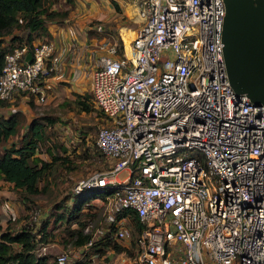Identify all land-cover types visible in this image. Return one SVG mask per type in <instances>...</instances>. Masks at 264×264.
<instances>
[{
  "label": "built area",
  "instance_id": "built-area-1",
  "mask_svg": "<svg viewBox=\"0 0 264 264\" xmlns=\"http://www.w3.org/2000/svg\"><path fill=\"white\" fill-rule=\"evenodd\" d=\"M129 1L128 53L98 22L92 41L70 31L12 42L0 100L42 102L56 84L88 79L106 165L72 188L101 191V220L80 246L107 235L132 247L134 214L138 264H264V107L226 77L223 1Z\"/></svg>",
  "mask_w": 264,
  "mask_h": 264
},
{
  "label": "rangeland",
  "instance_id": "rangeland-1",
  "mask_svg": "<svg viewBox=\"0 0 264 264\" xmlns=\"http://www.w3.org/2000/svg\"><path fill=\"white\" fill-rule=\"evenodd\" d=\"M43 3L50 9H67V15L70 14L68 18L73 14L76 19L89 18L94 16L93 12L99 13L108 40L118 42L121 36L122 40L127 41L132 36L130 27H134L135 23L131 21L133 8L129 0H43ZM95 6L100 9L97 10ZM83 13L86 15L83 16ZM11 34H22V31L14 28ZM11 34L4 36V42L9 40ZM85 77L80 76L68 84H56L42 102L17 97L13 103L0 105V118L16 112L17 122L14 132L5 133L4 128H0V154L10 145L18 146L21 143L27 122L33 117L48 115L54 119L51 123L44 120L43 139L38 141L34 151L39 158L50 160L38 181V192L27 196L20 189L12 187L11 183L0 180V229L14 230L21 224H27L37 231L36 237L45 232V239L37 241L33 250L35 254H47L48 260L64 252L66 264H138L139 249L136 244L118 250L103 246L93 259L89 258V246L72 244L71 237L65 231L67 226H76L78 220H83V229L91 230L101 220V208L96 207L93 215L80 214L75 221L57 217L59 212L64 211L62 205L70 204L69 197L75 182L106 165L94 144L95 131L104 120L91 97L82 96L83 92L90 94ZM76 98L88 100L90 110L79 109ZM51 154L63 158L50 159ZM8 210H11L14 218L9 217Z\"/></svg>",
  "mask_w": 264,
  "mask_h": 264
},
{
  "label": "trees",
  "instance_id": "trees-1",
  "mask_svg": "<svg viewBox=\"0 0 264 264\" xmlns=\"http://www.w3.org/2000/svg\"><path fill=\"white\" fill-rule=\"evenodd\" d=\"M66 17L67 9H50L43 3V0H0V67L4 52L11 47L12 42H30L35 37H48L47 21H61ZM97 22L100 23V21ZM14 28H19L22 34H11ZM9 34H11L10 43H6L4 36ZM119 44L120 40H118ZM76 94L79 96L78 93ZM88 95L90 96L86 92L82 94L83 97ZM76 102L79 104V109L88 111L91 108V103L84 98H76ZM8 103L10 104V102L0 100V105ZM44 120L48 123L54 121L48 115L33 117L27 122V129L21 136V143L18 146L10 145L0 154V179L11 183L12 187L20 189L27 196L38 192V181L42 178L45 167L50 164V160L45 161L34 153L38 141L43 139L46 124ZM16 123V112H12L8 117L0 118V128L3 127L5 133L14 132ZM56 158L63 157L51 154L50 159ZM100 192L97 187H87L78 192H72L69 197L70 204L62 205L61 209L64 211L59 212L57 217L75 221L80 214L93 215L96 207L90 200L101 194ZM122 213L124 211L120 214ZM130 221L133 229L130 243L133 246L140 223L134 214H130ZM84 222L78 220L76 226H67L65 230L74 246L82 245L90 236V230L83 229ZM36 234L37 231L27 224H21L14 230L0 229V264H57L55 259L48 260L47 254H35L33 249L36 242L45 239V232L42 231L38 237ZM103 246L116 250L123 248L113 238L105 235L103 239L94 240L89 245V249L91 253L98 254L101 248H104Z\"/></svg>",
  "mask_w": 264,
  "mask_h": 264
},
{
  "label": "water",
  "instance_id": "water-1",
  "mask_svg": "<svg viewBox=\"0 0 264 264\" xmlns=\"http://www.w3.org/2000/svg\"><path fill=\"white\" fill-rule=\"evenodd\" d=\"M222 1L226 77L235 92H244L253 104L264 107V0Z\"/></svg>",
  "mask_w": 264,
  "mask_h": 264
},
{
  "label": "crops",
  "instance_id": "crops-1",
  "mask_svg": "<svg viewBox=\"0 0 264 264\" xmlns=\"http://www.w3.org/2000/svg\"><path fill=\"white\" fill-rule=\"evenodd\" d=\"M103 6H105L103 4ZM97 10L100 9V7L95 6ZM85 8V7H84ZM80 12H82V10H79ZM86 13V12H84ZM83 13V14H84ZM70 15V14H69ZM69 15H67L69 17ZM86 14H84L83 16H85ZM92 17L89 18H81V19H76V17L71 16V18L66 17L64 21L61 22H48L46 23V27L48 29V31L50 32V35L55 38L57 41H66V39L68 38V32L72 31L73 35L77 36V40L78 42H85V41H92L93 37H88V33L86 34V30H88V26H90L93 22V20L95 22L100 21L101 24H103V20H101V17L99 13L97 12H93ZM99 15V16H98ZM96 17V18H93ZM105 16H103L102 18H104ZM70 19V20H69ZM91 19V20H90ZM106 19V18H105ZM68 21V22H66ZM131 21L132 18H131ZM104 25V24H103ZM70 28V29H69ZM124 28V27H122ZM121 29V28H120ZM1 181H3L2 179H0ZM91 203L95 205V207H99L100 208V200L99 197H93L91 198Z\"/></svg>",
  "mask_w": 264,
  "mask_h": 264
},
{
  "label": "bare ground",
  "instance_id": "bare-ground-1",
  "mask_svg": "<svg viewBox=\"0 0 264 264\" xmlns=\"http://www.w3.org/2000/svg\"><path fill=\"white\" fill-rule=\"evenodd\" d=\"M130 38H131V37H129V38L127 39V41H125V40L123 39L124 47H125V50H126L127 53H128V40H129Z\"/></svg>",
  "mask_w": 264,
  "mask_h": 264
}]
</instances>
